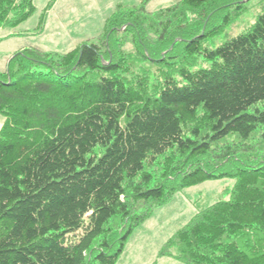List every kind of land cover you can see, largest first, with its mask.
<instances>
[{
	"label": "trees",
	"instance_id": "trees-1",
	"mask_svg": "<svg viewBox=\"0 0 264 264\" xmlns=\"http://www.w3.org/2000/svg\"><path fill=\"white\" fill-rule=\"evenodd\" d=\"M148 1L118 5L95 43L24 48L0 72V264H116L158 208L219 179L229 198L160 255L264 264V0ZM251 1V27L212 46ZM34 12L0 0V28Z\"/></svg>",
	"mask_w": 264,
	"mask_h": 264
},
{
	"label": "rangeland",
	"instance_id": "rangeland-1",
	"mask_svg": "<svg viewBox=\"0 0 264 264\" xmlns=\"http://www.w3.org/2000/svg\"><path fill=\"white\" fill-rule=\"evenodd\" d=\"M145 0H34L35 12L16 27L0 28V72H6L10 58L22 48L66 53L83 44L97 42L106 22L120 4L138 7ZM179 0H149L147 12H157ZM51 5V6H49ZM260 7L255 1L218 36L212 46L247 31L256 21ZM44 27L40 29L42 18ZM128 51H133L127 47ZM139 68H153L148 63H132ZM0 114V129L4 123ZM232 179L207 180L178 192L170 203L135 228L116 264H181L169 255H160L165 243L195 214L229 198ZM176 253V249H172Z\"/></svg>",
	"mask_w": 264,
	"mask_h": 264
},
{
	"label": "crops",
	"instance_id": "crops-1",
	"mask_svg": "<svg viewBox=\"0 0 264 264\" xmlns=\"http://www.w3.org/2000/svg\"><path fill=\"white\" fill-rule=\"evenodd\" d=\"M27 48H28V47H27ZM22 49H24V48H22ZM22 49H21V50H22ZM178 262H179V261H178ZM179 263H180V262H179ZM181 264H182V263H181Z\"/></svg>",
	"mask_w": 264,
	"mask_h": 264
},
{
	"label": "bare ground",
	"instance_id": "bare-ground-1",
	"mask_svg": "<svg viewBox=\"0 0 264 264\" xmlns=\"http://www.w3.org/2000/svg\"><path fill=\"white\" fill-rule=\"evenodd\" d=\"M260 167V166H259Z\"/></svg>",
	"mask_w": 264,
	"mask_h": 264
}]
</instances>
